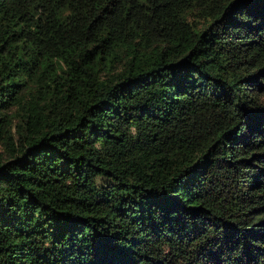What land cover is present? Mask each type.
<instances>
[{"label":"trees","instance_id":"16d2710c","mask_svg":"<svg viewBox=\"0 0 264 264\" xmlns=\"http://www.w3.org/2000/svg\"><path fill=\"white\" fill-rule=\"evenodd\" d=\"M0 264H264V0H0Z\"/></svg>","mask_w":264,"mask_h":264}]
</instances>
